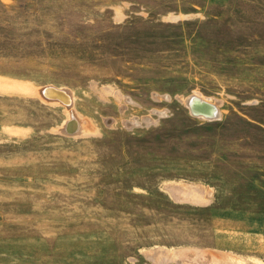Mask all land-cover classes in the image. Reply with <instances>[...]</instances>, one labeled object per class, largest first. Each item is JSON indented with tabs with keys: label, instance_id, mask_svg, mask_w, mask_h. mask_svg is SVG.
I'll use <instances>...</instances> for the list:
<instances>
[{
	"label": "rangeland",
	"instance_id": "obj_1",
	"mask_svg": "<svg viewBox=\"0 0 264 264\" xmlns=\"http://www.w3.org/2000/svg\"><path fill=\"white\" fill-rule=\"evenodd\" d=\"M0 264H264V0H0Z\"/></svg>",
	"mask_w": 264,
	"mask_h": 264
},
{
	"label": "water",
	"instance_id": "obj_2",
	"mask_svg": "<svg viewBox=\"0 0 264 264\" xmlns=\"http://www.w3.org/2000/svg\"><path fill=\"white\" fill-rule=\"evenodd\" d=\"M48 90H50V88H47L44 91V95L46 98L53 100L54 98L47 95ZM51 90H55V89H51ZM188 102H189V103H187L188 108L194 117H202V118L208 119V120H214L215 118H217V116H216L217 110L214 108V106L212 104L205 102V101H201L196 97L189 98ZM68 133H70V132H68Z\"/></svg>",
	"mask_w": 264,
	"mask_h": 264
},
{
	"label": "bare ground",
	"instance_id": "obj_3",
	"mask_svg": "<svg viewBox=\"0 0 264 264\" xmlns=\"http://www.w3.org/2000/svg\"><path fill=\"white\" fill-rule=\"evenodd\" d=\"M53 89V88H52ZM51 97L54 98L55 100H59V101H62V103H66L68 104L70 102V95L68 96V94L65 93V91H60L59 89L58 90H52L51 91ZM197 98V97H196ZM199 99V98H198ZM201 100V99H199ZM72 101V100H71ZM201 101H205V100H201ZM207 102V100L205 101ZM65 104V105H66ZM70 104V103H69ZM68 104V105H69ZM214 106V105H213ZM214 108L217 110V117L219 118V111L218 109L214 106ZM75 120V118H74ZM69 124V123H68ZM77 126V127H76ZM76 128H79V123L77 121L73 122L72 124H70V127H69V130H70V133L71 132H74L76 130ZM79 131V130H78ZM77 133V132H76Z\"/></svg>",
	"mask_w": 264,
	"mask_h": 264
}]
</instances>
